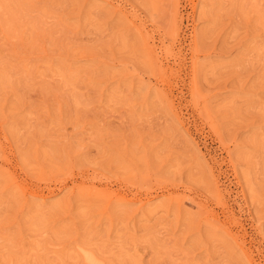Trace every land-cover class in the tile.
<instances>
[{"label": "rangeland", "instance_id": "1", "mask_svg": "<svg viewBox=\"0 0 264 264\" xmlns=\"http://www.w3.org/2000/svg\"><path fill=\"white\" fill-rule=\"evenodd\" d=\"M264 264V0H0V264Z\"/></svg>", "mask_w": 264, "mask_h": 264}, {"label": "bare ground", "instance_id": "2", "mask_svg": "<svg viewBox=\"0 0 264 264\" xmlns=\"http://www.w3.org/2000/svg\"><path fill=\"white\" fill-rule=\"evenodd\" d=\"M85 261L87 262V264H98L96 258H94V256L89 253L85 255Z\"/></svg>", "mask_w": 264, "mask_h": 264}]
</instances>
